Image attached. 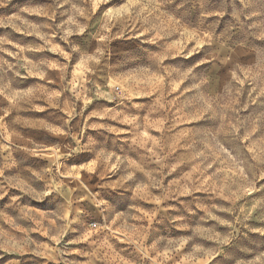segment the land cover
<instances>
[{
  "label": "clouds",
  "instance_id": "9594fccd",
  "mask_svg": "<svg viewBox=\"0 0 264 264\" xmlns=\"http://www.w3.org/2000/svg\"><path fill=\"white\" fill-rule=\"evenodd\" d=\"M0 264H264V0H0Z\"/></svg>",
  "mask_w": 264,
  "mask_h": 264
}]
</instances>
